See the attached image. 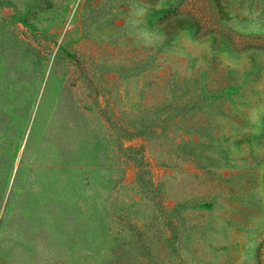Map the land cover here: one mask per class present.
<instances>
[{"label": "rangeland", "instance_id": "rangeland-1", "mask_svg": "<svg viewBox=\"0 0 264 264\" xmlns=\"http://www.w3.org/2000/svg\"><path fill=\"white\" fill-rule=\"evenodd\" d=\"M0 264H264V0H0Z\"/></svg>", "mask_w": 264, "mask_h": 264}, {"label": "trees", "instance_id": "trees-1", "mask_svg": "<svg viewBox=\"0 0 264 264\" xmlns=\"http://www.w3.org/2000/svg\"><path fill=\"white\" fill-rule=\"evenodd\" d=\"M198 108H199V106H198Z\"/></svg>", "mask_w": 264, "mask_h": 264}]
</instances>
